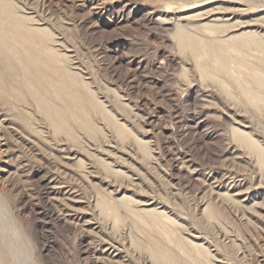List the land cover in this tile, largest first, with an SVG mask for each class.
<instances>
[{"label": "rangeland", "instance_id": "rangeland-1", "mask_svg": "<svg viewBox=\"0 0 264 264\" xmlns=\"http://www.w3.org/2000/svg\"><path fill=\"white\" fill-rule=\"evenodd\" d=\"M7 1L18 14L32 16V26L48 29V44L67 55L62 64L86 83L78 89L93 128L88 132L69 112L65 126L75 139L54 132L45 147L46 135L35 137L11 122L0 102V264H156L149 245L155 239L169 244L167 236L122 207L117 220L103 214L101 193L132 195L134 209L167 213L163 219L204 243L215 264H264V168L232 132L233 125L245 129L264 149V106L207 56L218 80L203 79L174 37L178 21L192 29L214 17L233 24L227 32H262L257 19L264 0ZM206 10L212 15L182 19ZM251 50L262 55L259 47ZM249 60L263 66L256 57ZM88 91L105 114L91 106ZM108 115L128 133L117 131ZM209 202L220 210L215 217L204 212ZM175 259L191 264L183 255Z\"/></svg>", "mask_w": 264, "mask_h": 264}, {"label": "bare ground", "instance_id": "bare-ground-1", "mask_svg": "<svg viewBox=\"0 0 264 264\" xmlns=\"http://www.w3.org/2000/svg\"><path fill=\"white\" fill-rule=\"evenodd\" d=\"M215 12L212 11L214 14ZM210 13L211 11L208 10L198 11L182 19H204L203 17L212 15ZM34 20L32 16L18 14L14 4L7 0H0V102L3 106L7 105L8 116H12L13 120L11 122L19 123L25 130L34 134L35 137L36 135H41V133H43L41 136L46 135L43 140L46 144L45 147H48L54 132L62 131L68 134V137L72 138V140L75 139V135L70 130L71 126H65L68 124L69 112L72 120L88 132H91L93 124L91 119L84 115V111L87 110L84 103L85 98H82V94L79 93L80 89H78L79 85L84 86L86 83L77 72L68 69L65 64H62L67 59V55L58 53L48 44L49 40L53 41L48 29L42 26H32L31 24L34 23ZM225 20L222 17H214L211 23L196 22L197 25H194L200 30L208 29L214 32L215 35L208 34L209 31L207 32L206 30L207 33L203 32L204 34L195 33L192 31L195 27L192 28L190 26L192 29H188L178 21L175 23L174 37L180 49H188L193 55L196 68L203 79L218 80L217 75L210 74L206 66L207 59L214 60L211 63L214 65L215 62L214 66L224 70V73L231 78L242 93L253 101H260L264 106V91L260 90L261 88L264 89V68H262L264 67V31L246 28L247 30L244 29L243 31L230 32V30L227 32L233 24L231 25ZM257 20L264 27V15ZM255 23H258V21ZM46 35L47 38H45ZM252 46L259 47L262 50V55L258 56L253 52L251 50ZM202 56L205 57L202 58ZM206 56L208 57L207 59ZM250 57H256L263 66L258 68L257 65L249 60ZM234 65H239L243 68L242 71L247 78L241 76L238 72L239 70L236 72ZM251 82H254L257 87L252 86ZM223 91L234 98L231 95L232 92L226 86H223ZM88 92L90 96H87V99L90 100L91 106L105 114L103 104L96 99L91 91ZM55 97L60 100V105H56L53 102L52 99ZM108 117L112 119L117 131L128 133L126 126L117 122L113 116L108 115ZM42 120L44 121V126L41 127L45 129L41 128L40 131L37 123H41ZM232 132L244 146L249 147L255 153L260 166L264 168V149L257 138L236 125L232 126ZM138 138H136V141L146 149L147 144ZM100 162L107 171L118 172L114 171L105 161L100 160ZM131 197L132 195L124 194L119 198L113 199L114 197L110 196V194L101 193L99 197L100 210L105 215L111 214L117 220L118 212L122 207L125 212H129V215L137 216L135 220L139 224L147 223L159 229V233L167 236L169 244H162L155 239L157 242L149 245V253L153 262L156 264H181L175 258L179 260V256L183 255L191 264H215L212 261L210 250L204 243L183 237L175 229V226L171 225L172 222L169 223L170 220L166 221L163 219L165 215H168L167 213L156 207L134 209L136 207H133V197ZM110 198L113 200H110ZM213 208L209 202L204 208L205 214L209 217H215L220 210L219 208V211ZM171 209L173 210V208ZM116 223L115 221V225H117ZM173 247L178 248L177 251L174 250L175 255L172 252Z\"/></svg>", "mask_w": 264, "mask_h": 264}]
</instances>
